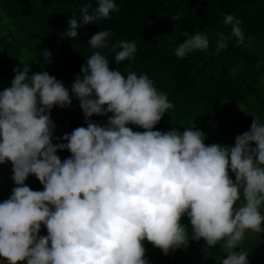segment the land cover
Wrapping results in <instances>:
<instances>
[{"label": "clouds", "instance_id": "1", "mask_svg": "<svg viewBox=\"0 0 264 264\" xmlns=\"http://www.w3.org/2000/svg\"><path fill=\"white\" fill-rule=\"evenodd\" d=\"M98 3L92 14L88 6L80 9L83 24L119 10L114 0ZM224 23L243 44L242 22L226 14ZM68 24L65 36L76 38L80 24L76 18ZM114 35L100 31L88 44L107 49ZM183 35L177 58L208 50L205 32ZM217 35L219 53L228 37ZM136 51L134 41L111 43L118 65ZM107 57L101 51L86 57L71 91L47 71L29 75L28 64L15 68L11 86L0 91V164L11 162L16 185L0 202V257L8 264H149L144 241L167 255L203 238L205 252L219 243L227 253L220 264H248L240 246L245 232L264 233V123L252 115L250 131L237 135L234 146L206 145L205 133L194 127L154 131L174 104L147 74L110 70ZM73 98L87 127L54 144L51 110L69 107ZM93 115L107 122L95 123ZM63 150L71 156L62 161ZM29 175L42 191L25 184Z\"/></svg>", "mask_w": 264, "mask_h": 264}, {"label": "trees", "instance_id": "2", "mask_svg": "<svg viewBox=\"0 0 264 264\" xmlns=\"http://www.w3.org/2000/svg\"><path fill=\"white\" fill-rule=\"evenodd\" d=\"M114 2L119 10L110 12V18L85 25L80 9L88 6L92 14L99 7L98 0H0V19L5 21L0 24V91L11 86L13 70H23L24 64L30 68L29 75L47 71L71 91L75 77L82 75L86 57L101 51L108 56L110 70H119L125 76L129 71L147 74L158 92L167 94L174 104L154 131L175 128L182 133L185 128L194 127L205 133L206 145H226L231 139L235 141V136L250 131L252 115L264 123V0ZM226 14L242 22L244 43L239 46L231 36L232 25L224 23ZM72 18L80 24L76 38L65 36ZM106 30L115 34L109 37V48L92 49L88 44L90 38ZM183 32H205L208 50L177 58L174 50L186 39ZM218 33L228 37L227 47L219 53ZM118 40L134 41L137 46L134 59L119 65L111 52V43ZM50 117L55 124L54 144L64 142L63 135L71 134L75 128L87 127L75 98L67 108L55 106ZM90 119L103 124L108 117L93 115ZM127 126L133 131H145L135 125ZM57 155L63 161L71 153L63 150ZM182 223L190 229L186 216ZM263 235L245 232L241 248L248 251V264H264V244L260 240ZM144 246L149 264H220L227 257L219 243L205 252L203 238L198 242L189 239L186 247L170 249L167 255L150 242L144 241Z\"/></svg>", "mask_w": 264, "mask_h": 264}, {"label": "rangeland", "instance_id": "3", "mask_svg": "<svg viewBox=\"0 0 264 264\" xmlns=\"http://www.w3.org/2000/svg\"><path fill=\"white\" fill-rule=\"evenodd\" d=\"M0 15H1V9H0ZM4 22H5L4 20L0 19V24ZM7 38H9V36H7ZM233 140L234 139L227 141L226 145L234 146L235 141ZM252 145H255V144H252ZM12 175L13 173H12L11 162H8L6 164H0V202H3L4 200L8 199L11 195V190L16 186L12 180ZM230 175H231V178L235 180V175L231 173V171H230ZM25 184L28 185L34 191L43 190V186L41 185L39 180L34 175H29V177L25 181ZM262 214H264V212ZM39 235L41 236L47 235V229L45 227H42ZM260 240L264 244V235L262 238H260ZM244 242H245V237H243V239L240 242L241 247L242 245H244Z\"/></svg>", "mask_w": 264, "mask_h": 264}, {"label": "crops", "instance_id": "4", "mask_svg": "<svg viewBox=\"0 0 264 264\" xmlns=\"http://www.w3.org/2000/svg\"><path fill=\"white\" fill-rule=\"evenodd\" d=\"M42 227H45V226L42 225L41 228ZM0 264H8V262L3 257H0ZM18 264H27V261L25 260V261H22V262H18Z\"/></svg>", "mask_w": 264, "mask_h": 264}]
</instances>
